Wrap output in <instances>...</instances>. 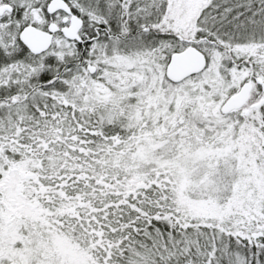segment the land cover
<instances>
[{"label": "snow or ice", "instance_id": "snow-or-ice-1", "mask_svg": "<svg viewBox=\"0 0 264 264\" xmlns=\"http://www.w3.org/2000/svg\"><path fill=\"white\" fill-rule=\"evenodd\" d=\"M0 264H264V0H0Z\"/></svg>", "mask_w": 264, "mask_h": 264}]
</instances>
